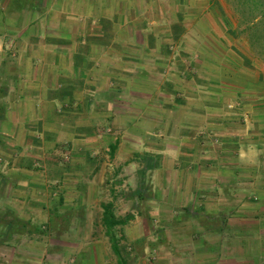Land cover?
I'll return each mask as SVG.
<instances>
[{"label":"crops","instance_id":"obj_1","mask_svg":"<svg viewBox=\"0 0 264 264\" xmlns=\"http://www.w3.org/2000/svg\"><path fill=\"white\" fill-rule=\"evenodd\" d=\"M198 6L207 10L195 14ZM209 6L227 4L0 0L3 200L27 204L53 172L64 201L84 200L83 186L103 193L105 173L125 152L116 170L137 163L132 197L153 200L151 218L170 220L153 264H264V103L226 84L205 100L203 61L197 81L178 79L194 75L178 60L193 57L195 23L219 26ZM15 258L4 260L36 264ZM95 259L74 264H120Z\"/></svg>","mask_w":264,"mask_h":264},{"label":"rangeland","instance_id":"obj_2","mask_svg":"<svg viewBox=\"0 0 264 264\" xmlns=\"http://www.w3.org/2000/svg\"><path fill=\"white\" fill-rule=\"evenodd\" d=\"M225 2L227 6H209L211 16L219 25L216 29L209 21H205V25L202 26L198 21L195 23V39L192 45L189 44L193 57L187 59L188 62L184 58L178 60L180 67L185 66L182 71L186 69L187 64L189 66V63H192L195 67L194 75L187 77L181 73L182 76L178 79L195 80V76L201 73L199 66L203 61L205 88L200 89L205 91V100L221 97V84H226L225 87H229L235 95L238 93L241 100L253 99L264 103V37L259 40L258 32L247 28L249 13L241 0ZM204 7L207 10V6H198L194 13H200ZM258 21L257 24L264 22L263 17L261 16ZM233 97H235L233 92L226 95V98ZM259 107L264 113V104ZM241 109L246 108L242 106ZM65 157L57 155V159L60 158L61 161H64ZM128 157L125 152L117 154L112 161L115 170H108L105 173L108 181L100 188L103 189V193L94 195L93 192L90 193L89 187L83 186L81 190L85 199L79 202L73 201L75 197L72 193L67 197L69 201H64L60 187L63 183L57 182L58 172L49 173L50 177L53 175L52 181L43 189L44 192L40 194L33 192L29 195L27 204L15 203L17 208L9 206L6 200H3L8 196L6 197L7 192L3 194L5 186L0 185V217L15 215V219L21 221V225L9 231V235H6L8 229L0 227V264H7L6 261L10 262L14 256L16 260L33 261L36 264H74L76 260L87 262L82 259L94 258L96 262L117 260L101 224L103 212L101 204L109 201L115 204L116 216L124 217L127 214L135 216L123 232H118L119 236L125 237L121 247L127 263L153 264L160 257L158 250H154L155 242L160 240L164 246L169 242V239L167 237L165 239V235L160 234L158 230L168 229L170 220L167 218L161 222L151 218L153 200L139 204L132 197L130 190H137V163L132 164L130 169L124 168L121 172L116 170V166L122 165ZM1 160L0 165L4 164L3 159ZM127 182L130 184L128 188ZM111 188L115 191L113 194ZM149 189L151 190L150 187ZM152 192L153 189L150 195L148 194L150 199H153ZM22 224L27 225L23 228ZM182 241L186 243L189 238L184 237ZM5 245L8 247H1Z\"/></svg>","mask_w":264,"mask_h":264},{"label":"trees","instance_id":"obj_3","mask_svg":"<svg viewBox=\"0 0 264 264\" xmlns=\"http://www.w3.org/2000/svg\"><path fill=\"white\" fill-rule=\"evenodd\" d=\"M242 4L247 7L249 13L248 21L246 22L247 28L250 31L258 32L259 40L264 37V22L257 24L260 17L264 20V1L263 0H241ZM257 24V25H256ZM254 29V30H253ZM102 218L101 224L105 230L106 237L109 238L111 249L117 256L120 264H128L127 260L123 256V249L121 247L122 241L125 239L124 235L119 236L118 232H123V229L128 226L134 219L133 214H127L124 217H118L115 214V204L113 201L108 203H102ZM21 225V221L15 219L14 215L1 216L0 227H5L7 230L6 235H9V231H12L14 227ZM27 224H22L23 228Z\"/></svg>","mask_w":264,"mask_h":264}]
</instances>
